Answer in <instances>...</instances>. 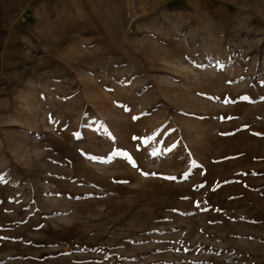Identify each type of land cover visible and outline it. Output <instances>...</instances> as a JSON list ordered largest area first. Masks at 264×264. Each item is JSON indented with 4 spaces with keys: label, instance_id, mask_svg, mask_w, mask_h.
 Here are the masks:
<instances>
[{
    "label": "rangeland",
    "instance_id": "1",
    "mask_svg": "<svg viewBox=\"0 0 264 264\" xmlns=\"http://www.w3.org/2000/svg\"><path fill=\"white\" fill-rule=\"evenodd\" d=\"M0 264H264V0H0Z\"/></svg>",
    "mask_w": 264,
    "mask_h": 264
}]
</instances>
